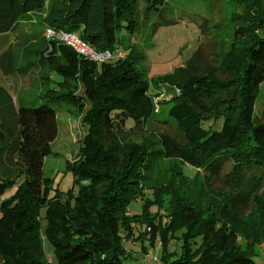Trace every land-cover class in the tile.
I'll return each mask as SVG.
<instances>
[{"label": "trees", "instance_id": "obj_1", "mask_svg": "<svg viewBox=\"0 0 264 264\" xmlns=\"http://www.w3.org/2000/svg\"><path fill=\"white\" fill-rule=\"evenodd\" d=\"M233 2L240 10L234 20L245 27L241 41L221 57L220 68L204 60L199 45L183 67L153 79L150 88L144 53L134 44L123 60L94 63L48 43L55 62H44L49 72L41 77L42 93L32 99L19 91L15 104L0 86V196L22 179L0 204V235L11 241L2 243L0 264H50L34 219L40 208L46 211V233L57 264H254L255 246H264V121L247 123L244 118L264 84V0ZM135 3L52 0L44 21L77 35L98 53L113 52L121 50L119 34L136 29ZM44 4L0 0V35L12 32ZM61 60H69V71H64L68 62L63 67ZM27 67L15 73L22 75ZM65 75L94 85L97 95L81 121L86 133L80 152L85 154L70 164L79 193L72 199L57 191L46 200L30 185L42 182L53 107L69 106L75 99ZM163 89L176 93L160 100ZM162 107H168V119L156 120ZM156 121L175 125L181 140L157 133L151 128ZM227 165L231 168L222 175ZM247 171L254 174L245 183ZM163 195L169 197L165 213L160 211ZM135 202L141 203L139 214H128ZM153 207L157 218L143 227L139 217L145 220ZM117 227L124 232L123 241L141 244L139 257L123 249ZM146 227L155 234L144 240L139 234ZM54 228L58 230L51 236ZM156 242L160 245L153 257L149 251ZM5 247L13 248L10 256L3 255ZM144 254L150 259H142Z\"/></svg>", "mask_w": 264, "mask_h": 264}, {"label": "rangeland", "instance_id": "obj_2", "mask_svg": "<svg viewBox=\"0 0 264 264\" xmlns=\"http://www.w3.org/2000/svg\"><path fill=\"white\" fill-rule=\"evenodd\" d=\"M135 4L138 9L137 19H135L136 29L132 34L121 32L118 40L121 51L125 55L128 47L133 44L144 53L143 67L150 88L153 87L151 83L153 79L183 67L199 45L204 60L210 66L220 68L221 57L230 50L232 44L241 41L240 33L245 27L241 22L234 20L240 10L233 0H136ZM51 6L52 0H45L42 10L26 16L12 32L0 35V86L11 94L15 104L18 101L19 91L25 94L29 93L32 99L35 94L42 93L41 77L49 72L48 65L44 62H55L52 55L53 48L48 45L45 39L48 24L44 20L48 16ZM8 48L9 50L3 53ZM66 62H68V67ZM26 65L28 67L22 75L15 73ZM61 66L67 67L64 71H69V60H61ZM101 66L98 64L99 68ZM65 76L70 84V93L75 98L72 102L75 106L71 104L53 107L55 112L53 130L42 152V182L37 181L30 185L37 196L42 195L46 200H49L57 191L71 196L72 199H75L79 193L78 180L70 170V164L73 165L79 159L80 146L82 149L85 148L83 137L86 128L84 125L82 126L81 121L87 111V104L93 101L97 95L96 87L94 85L87 87L88 85L86 86L78 75L72 79H69L68 75ZM217 77L219 80L223 78L220 74H217ZM175 93L174 90H160L159 99L168 100ZM35 102L38 104L37 101ZM166 119H168V107H162L156 115V120ZM244 120L247 123L264 121V84L259 87L258 100H255L254 104H250ZM151 128L157 133H168L173 138L181 140L175 125L165 127L156 121L153 122ZM83 154L81 153V155ZM180 164L184 166L185 160H180ZM164 166L167 167V163ZM230 168L231 166L227 165L222 175H227ZM184 169L186 170V166ZM74 171L77 172L76 169ZM253 174L254 171L246 172L245 183ZM21 181L22 179H18L4 196H0V204L6 196L15 192ZM168 202L169 197L163 195L161 212H167ZM140 208L141 203L135 202L127 213L139 214ZM7 211L12 212L13 210ZM85 211L91 212V210ZM150 212V215L145 216L147 218L145 220L139 217L144 221L143 227L149 226L152 219L157 218L154 216L156 214L154 207ZM34 219L43 257L50 264H57L54 250L46 233L49 222L46 219L45 209L35 210ZM80 224L84 226L82 220H80ZM56 230L58 229H51L50 235H56ZM97 230L99 234L101 229L97 227ZM144 231L145 233L139 234V238L144 240L155 234L154 230L148 227L144 228ZM133 232L134 237L138 236V229H134ZM115 233L119 235V240H122L124 250H128L130 254L137 257L140 256L142 253L140 243L134 241V245H132V242L123 241L126 238L120 227L116 228ZM7 240L6 235H0V248L3 242H11L10 239ZM13 242L14 240H12ZM144 243L148 247L147 241ZM157 244L160 245V242H156L155 249L149 251L153 257L158 253ZM20 249L23 251V248ZM12 250L11 247H5L3 255L10 256ZM150 257L148 254L142 255L144 260H149ZM251 259L254 264H264V246L256 245ZM130 264L148 263L131 261Z\"/></svg>", "mask_w": 264, "mask_h": 264}, {"label": "built area", "instance_id": "obj_3", "mask_svg": "<svg viewBox=\"0 0 264 264\" xmlns=\"http://www.w3.org/2000/svg\"><path fill=\"white\" fill-rule=\"evenodd\" d=\"M45 39L49 44L56 43L57 45H66L78 56L94 63L109 60H123L125 58L124 53L119 48H116L113 52L105 51L98 53L77 35L50 27L46 28Z\"/></svg>", "mask_w": 264, "mask_h": 264}]
</instances>
